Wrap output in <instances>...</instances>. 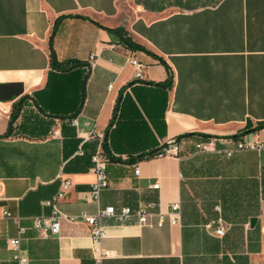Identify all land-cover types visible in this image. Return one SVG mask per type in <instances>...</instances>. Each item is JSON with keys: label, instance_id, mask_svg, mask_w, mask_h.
Returning a JSON list of instances; mask_svg holds the SVG:
<instances>
[{"label": "crops", "instance_id": "crops-1", "mask_svg": "<svg viewBox=\"0 0 264 264\" xmlns=\"http://www.w3.org/2000/svg\"><path fill=\"white\" fill-rule=\"evenodd\" d=\"M49 41L64 67L79 64L52 68ZM1 83L22 92L0 100V211L12 214L0 264H17L18 224L29 264H96L83 221L62 217L47 235L33 225L63 178L67 216L154 204L146 223L102 218L101 264H264V145L235 147L264 139V0H0ZM203 134L231 155L196 149ZM170 138L176 153L140 158ZM95 153L108 178L97 201Z\"/></svg>", "mask_w": 264, "mask_h": 264}, {"label": "built area", "instance_id": "built-area-1", "mask_svg": "<svg viewBox=\"0 0 264 264\" xmlns=\"http://www.w3.org/2000/svg\"><path fill=\"white\" fill-rule=\"evenodd\" d=\"M131 64L135 67L134 77L138 79L143 78V73L141 70V64L134 58H130ZM178 139L170 138L168 139L162 147L154 154L155 156L169 155L176 153L178 150ZM264 145V139L257 141L253 144L245 143L243 141H237L236 148H246V147H261ZM195 148L201 151H216L224 152L226 155H231L232 149H221L216 146L215 141L212 137H206L195 143ZM92 160V170L95 175V180L90 184V196L94 201H97L99 198L100 191L108 186V178L106 173V159L100 153H95L91 157ZM134 172L138 174V167L135 168ZM71 181L68 178L61 179L60 187L56 194L48 200L43 202L44 205L51 208L50 215L48 218L34 217L33 225L34 227L40 229L43 235L47 233L58 234L60 219L62 217L67 218L68 220L75 221L81 220L86 223L89 227L90 239H91V250L93 258L96 264H101L102 260L109 256V251L105 249L101 242L106 236L104 226L102 224V218L108 215L117 214L121 217H127L134 215L137 217L140 223H146L147 216L149 215V208L152 207L153 203L139 205L136 209H131L129 207H121L120 210L116 213L113 206H108L105 209H99L94 214L82 213L79 217L67 216L62 214L57 208V201L59 198L65 195L67 188L70 186ZM154 188H158L159 184L154 183L152 185ZM4 197L0 193V201ZM178 211L179 204L173 202L170 205L169 218L172 223L178 221ZM12 214L7 210L3 209L0 211V220L11 218ZM15 221L18 223V217H14ZM220 222V219H218ZM24 228L18 224L17 226V235L11 237L7 240V245L10 249L13 250V258L17 261V264H29V260L26 256L21 255L20 253V237L23 233ZM217 234L223 233V227H218L215 229Z\"/></svg>", "mask_w": 264, "mask_h": 264}, {"label": "trees", "instance_id": "trees-1", "mask_svg": "<svg viewBox=\"0 0 264 264\" xmlns=\"http://www.w3.org/2000/svg\"><path fill=\"white\" fill-rule=\"evenodd\" d=\"M55 23H56V22H54V26H55ZM109 30L112 31V32H114V33L117 35V37H118V41H119L121 44H123L125 47L130 48V49H144V50H145V48H144L141 44L135 42V41L131 38V36L128 35L127 32H126L122 27H116V28H114V29H109ZM49 49H50V50H49V54H50V64H51L52 68L63 70V69H69V68L73 67L74 65L79 64L78 62H76V63H74V64H73L72 66H70V67H64V66L61 64V62H59V61L56 59L55 52H54V50H53V48H52L51 41H49ZM10 123H11V119H10ZM260 126H264V124H261ZM192 134H193V133H191V132H190V133H185V135H192ZM203 135L206 136V137H212L211 135H208V134H203ZM237 136H238L237 134H236V135H232L233 138H235V137H237ZM158 150H159V148H158V149H155V150H153V151H150L149 153L142 154V155L140 156V158L155 156L154 154H155Z\"/></svg>", "mask_w": 264, "mask_h": 264}, {"label": "water", "instance_id": "water-1", "mask_svg": "<svg viewBox=\"0 0 264 264\" xmlns=\"http://www.w3.org/2000/svg\"><path fill=\"white\" fill-rule=\"evenodd\" d=\"M22 92V85L20 83H1L0 84V100H9L18 96ZM255 218L250 219V223L253 224Z\"/></svg>", "mask_w": 264, "mask_h": 264}]
</instances>
